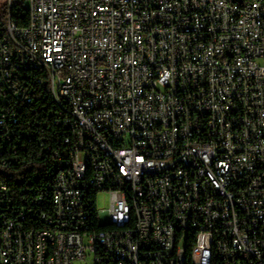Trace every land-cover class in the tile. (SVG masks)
<instances>
[{"label":"built area","instance_id":"2783aa9c","mask_svg":"<svg viewBox=\"0 0 264 264\" xmlns=\"http://www.w3.org/2000/svg\"><path fill=\"white\" fill-rule=\"evenodd\" d=\"M21 67L48 74L66 169L4 222L0 264H264V0H0V97Z\"/></svg>","mask_w":264,"mask_h":264},{"label":"trees","instance_id":"16d2710c","mask_svg":"<svg viewBox=\"0 0 264 264\" xmlns=\"http://www.w3.org/2000/svg\"><path fill=\"white\" fill-rule=\"evenodd\" d=\"M18 79L20 90L12 88L9 96L0 97V113L6 115V128L0 130V228L8 219L21 220L22 213L36 219L30 211L52 207L60 168L55 153L65 149L68 132L60 122L63 112L54 100L47 72L21 67ZM193 243L190 233L188 244Z\"/></svg>","mask_w":264,"mask_h":264},{"label":"bare ground","instance_id":"6f19581e","mask_svg":"<svg viewBox=\"0 0 264 264\" xmlns=\"http://www.w3.org/2000/svg\"><path fill=\"white\" fill-rule=\"evenodd\" d=\"M90 146H98L97 137H89V141H81V148H89ZM59 169H66V162L58 163ZM111 167L114 170H122L123 162L119 157H111ZM185 168H199V161L185 160ZM93 176V162L90 159H83V167L81 170V178H91ZM152 179H164V169H153ZM130 198H132L134 215V231H143V217L141 203V191L139 187H130ZM189 234L185 233V244H188ZM231 250H238V243H231ZM179 262H188V246H179ZM224 260L233 261V253H224Z\"/></svg>","mask_w":264,"mask_h":264},{"label":"rangeland","instance_id":"374dc122","mask_svg":"<svg viewBox=\"0 0 264 264\" xmlns=\"http://www.w3.org/2000/svg\"><path fill=\"white\" fill-rule=\"evenodd\" d=\"M109 193L103 192L99 195V204L101 207L106 208L109 206Z\"/></svg>","mask_w":264,"mask_h":264}]
</instances>
